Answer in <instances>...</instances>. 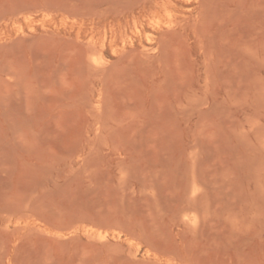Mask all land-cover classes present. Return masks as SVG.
I'll use <instances>...</instances> for the list:
<instances>
[{
  "label": "rangeland",
  "instance_id": "rangeland-1",
  "mask_svg": "<svg viewBox=\"0 0 264 264\" xmlns=\"http://www.w3.org/2000/svg\"><path fill=\"white\" fill-rule=\"evenodd\" d=\"M0 264H264V0H0Z\"/></svg>",
  "mask_w": 264,
  "mask_h": 264
},
{
  "label": "bare ground",
  "instance_id": "bare-ground-1",
  "mask_svg": "<svg viewBox=\"0 0 264 264\" xmlns=\"http://www.w3.org/2000/svg\"><path fill=\"white\" fill-rule=\"evenodd\" d=\"M137 28V27H136ZM140 30V29H139ZM138 32H140V31H138ZM140 34V33H139Z\"/></svg>",
  "mask_w": 264,
  "mask_h": 264
}]
</instances>
